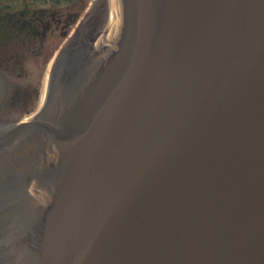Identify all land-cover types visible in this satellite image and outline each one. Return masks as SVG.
Listing matches in <instances>:
<instances>
[{"label":"water","instance_id":"water-1","mask_svg":"<svg viewBox=\"0 0 264 264\" xmlns=\"http://www.w3.org/2000/svg\"><path fill=\"white\" fill-rule=\"evenodd\" d=\"M120 16L0 135V264H264V0ZM28 64L4 123L38 104Z\"/></svg>","mask_w":264,"mask_h":264},{"label":"flooded vegetation","instance_id":"flooded-vegetation-1","mask_svg":"<svg viewBox=\"0 0 264 264\" xmlns=\"http://www.w3.org/2000/svg\"><path fill=\"white\" fill-rule=\"evenodd\" d=\"M109 17L110 0H0V101L8 85L0 111L9 104L14 78L29 77L16 73L18 68L32 62L43 79L65 47H77L93 34L104 37ZM5 123L0 119V128L8 126Z\"/></svg>","mask_w":264,"mask_h":264},{"label":"bare ground","instance_id":"bare-ground-1","mask_svg":"<svg viewBox=\"0 0 264 264\" xmlns=\"http://www.w3.org/2000/svg\"><path fill=\"white\" fill-rule=\"evenodd\" d=\"M113 3H114V13H115V17L118 18V1L117 0H113ZM42 102H43V100H42Z\"/></svg>","mask_w":264,"mask_h":264},{"label":"rangeland","instance_id":"rangeland-1","mask_svg":"<svg viewBox=\"0 0 264 264\" xmlns=\"http://www.w3.org/2000/svg\"><path fill=\"white\" fill-rule=\"evenodd\" d=\"M45 68H46V67H45ZM45 80H46V77H45V75H44V77H43V83H42V89H41V94L43 93L42 91H43V87H44V82H45ZM41 94H40V95H41ZM38 102H39V101H38ZM35 107H36V106H35ZM35 107H34V108H35ZM34 108H33V109H34Z\"/></svg>","mask_w":264,"mask_h":264}]
</instances>
